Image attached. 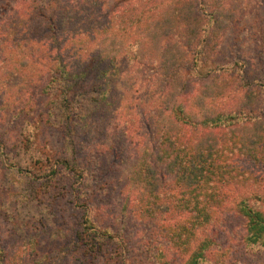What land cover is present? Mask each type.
Here are the masks:
<instances>
[{"label":"trees","instance_id":"trees-1","mask_svg":"<svg viewBox=\"0 0 264 264\" xmlns=\"http://www.w3.org/2000/svg\"><path fill=\"white\" fill-rule=\"evenodd\" d=\"M12 1L5 13L0 6V94L5 100L15 94L10 117L21 124L23 147L41 121L35 108L36 96H43L49 125L62 126L68 141L73 125L84 129L78 134L85 132V140L101 127L104 137L114 132L113 143L96 146L119 162L132 147L131 204L138 220L159 226L171 253L158 258L161 264L179 257V264H245L215 238L229 233L227 215L241 220L242 252L264 264V110L253 104L264 68L251 59H216L239 7L264 0H115L108 10V0ZM134 66L152 73L148 84L158 96L136 89ZM232 86L234 94L221 95ZM133 109L141 117L133 128H120L116 118L105 127L98 121L101 112L131 121ZM4 140L2 146L10 139ZM50 160L45 173L62 163L86 181L76 163ZM62 166L52 173L56 179L66 176ZM83 222L82 259L73 264L112 259L117 250L106 249L115 232L89 216ZM3 257L0 249V264Z\"/></svg>","mask_w":264,"mask_h":264},{"label":"rangeland","instance_id":"rangeland-1","mask_svg":"<svg viewBox=\"0 0 264 264\" xmlns=\"http://www.w3.org/2000/svg\"><path fill=\"white\" fill-rule=\"evenodd\" d=\"M133 1L135 0H129L127 4ZM114 2L115 0H108L106 10L114 9ZM12 3V0H8L7 5L5 0H0L1 11L4 10L5 13L8 7H14ZM239 11L237 19L222 37L216 59L221 63L251 59L256 67L262 69L264 4L255 1L250 9L243 10L241 5ZM209 67L208 65L202 69L201 73H205ZM252 70L260 71L255 67ZM132 73V82H137L135 87L139 92L150 89L155 95H159L157 88L148 84V77L152 73L144 66H134ZM234 86L224 90L221 95L234 94ZM255 92L256 101L253 104L258 111L264 110V84ZM12 96L15 94H9L5 100V95L0 94V249L5 254L2 264H73L76 257L82 259L78 255L82 252V243L85 241L79 232L87 216L101 227L115 232L114 241L117 242L108 243L106 251H117L112 259L107 258V254L105 258H99V261L98 256H91L89 261L84 260L85 263L161 264L159 257L169 259L170 249L164 237L158 236L159 226L151 221L142 222L134 215L132 192L127 185L128 168L134 157L132 147L127 153L121 154L124 162H119L114 152L107 150L105 146H96L100 143H113L114 132L110 130L108 136L104 137L101 127L91 139L85 140V132L78 134L84 129L73 125V139L68 141L62 126L49 125L51 118L43 114L40 106L45 101L43 96H36V102L39 103L35 108L41 121H34V127L29 129L31 132L26 141L27 146L23 147L17 136L21 124H16L10 117L12 108L16 105ZM146 111L148 112V108ZM132 113L129 121L120 113L114 114V118L109 120L107 116L110 115L101 112L98 121L105 127L106 122L113 123L116 118L118 120H114V123H119L122 128L141 121L135 109ZM148 120L154 125L152 119L147 117ZM8 137L10 140L2 146L1 143ZM26 151L33 153L32 158ZM61 157L67 158L70 163H76L80 168L79 172L82 169L80 173L83 180L85 177L84 183H80V174L71 176L70 170L65 169L62 163L54 166L48 174L45 173V168H48L45 161ZM117 157L120 158V155ZM10 159H13V163ZM50 164L51 160L48 162ZM20 166L24 167L23 171L18 170ZM61 166L66 176L56 179L52 173L59 171ZM78 188L81 192L79 195L76 192ZM227 219L229 233L217 235V242L234 249L239 261L252 264L251 260L256 256L242 252L240 247L243 232L241 220L234 215H227ZM119 238L123 241L118 240ZM68 255L69 261L63 262L62 259H66ZM179 259L180 257L168 260L167 264H179ZM76 263L78 264V260Z\"/></svg>","mask_w":264,"mask_h":264}]
</instances>
